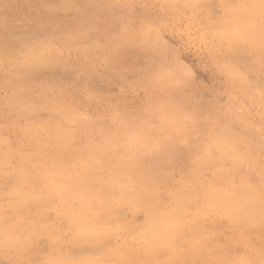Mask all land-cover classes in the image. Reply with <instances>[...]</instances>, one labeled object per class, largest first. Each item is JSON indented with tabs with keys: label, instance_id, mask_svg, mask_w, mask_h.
Here are the masks:
<instances>
[{
	"label": "rangeland",
	"instance_id": "rangeland-1",
	"mask_svg": "<svg viewBox=\"0 0 264 264\" xmlns=\"http://www.w3.org/2000/svg\"><path fill=\"white\" fill-rule=\"evenodd\" d=\"M253 2L203 0L195 5L189 0H0V161L6 164L0 165V264H35L36 261L85 264V261L96 259V264H144L145 261V264H152V260L158 264L161 259V264H201L203 260L202 264L216 260L218 264H236V260L232 262L235 258L237 262L244 258L250 264L249 259L257 260L254 257L257 254L264 260V108L259 97V86L264 77L259 40H253L254 56H243L239 65L250 84L240 81L225 84L210 57V52L221 45L222 50H230V36L221 30L241 12L257 13L253 27L260 29V0ZM231 50L237 49L234 46ZM157 63L177 71L188 69L192 73L191 85L179 91L162 86L146 93L140 86L141 78L146 67ZM229 96L234 107L226 110L225 100ZM197 100L206 110L207 119L183 123L177 102L195 106ZM58 106L72 109L68 116L71 119L62 117ZM162 108L166 112L163 119ZM30 123L38 124L42 135L52 125L60 131L71 130L74 136L69 142L68 153L55 162L51 159L50 163L47 158L57 156V140L53 137L50 144L45 145L24 136V129ZM48 123L50 126L44 129ZM85 128L89 130L85 132ZM138 130L143 132V140L146 136V140L161 144L158 146L161 149L156 147L147 153L142 150L143 155L137 153L141 156L136 154V167H132L133 172L147 175V182L144 181L151 190V204L158 203L157 206L167 208L163 211L174 209L180 215L182 213L176 210L171 196L183 187H193L195 198L189 199L191 205L186 201V211L180 215L185 237L181 236L177 250L165 247L163 242L149 240L144 234L149 213L132 210L119 199L120 193L116 190L111 193L116 202L111 199L107 204L111 210L110 207L105 209L107 205H93V214L98 209L101 212H96L97 216L104 212L101 217L107 231L99 229L92 215L84 225L75 219V222H69L72 219L69 210L79 209L78 200L77 205L75 199L68 200L65 208L55 198L42 200L46 192L45 179L43 175L35 176H41L44 171L53 176L62 175L64 169L78 171L79 162L74 156L78 158L80 150L89 141L107 136L106 132L108 137L117 136L122 140V137L130 136L126 140H136L132 133ZM126 143L122 145L126 146ZM119 149H116L118 157L115 152L114 159L104 161L106 170L107 165H112L115 170H111L119 171L120 167L116 170V166L126 160L123 158V153L128 156L123 152L125 148ZM61 163L65 164L61 166ZM19 165H24L22 169L32 175L30 182L21 189L17 187ZM102 171L105 172L104 168ZM207 187L216 190L213 189L216 199L209 196L210 206L206 203ZM228 187L237 190L240 187L243 193L231 192V197H227ZM153 191L157 192L153 195ZM218 194L224 195L226 201ZM240 198L244 199L243 203ZM223 200L227 205L224 206ZM19 205L27 207L21 211L23 207L19 210ZM223 206L225 210H222ZM33 219L41 220L44 229L35 239L26 225ZM3 226H18L23 237H31L26 241L29 248L22 251L6 242ZM95 228L100 233H95L98 232ZM208 240L210 242L205 243ZM191 242L195 248L191 247ZM149 245L156 248L157 255L149 253L152 249ZM199 246L205 247V251ZM209 250L212 253L207 252ZM248 253L253 254L249 257ZM201 254H206L205 258ZM210 254H213L212 258ZM260 259L258 263L251 261L259 264Z\"/></svg>",
	"mask_w": 264,
	"mask_h": 264
},
{
	"label": "bare ground",
	"instance_id": "bare-ground-1",
	"mask_svg": "<svg viewBox=\"0 0 264 264\" xmlns=\"http://www.w3.org/2000/svg\"><path fill=\"white\" fill-rule=\"evenodd\" d=\"M189 1H191V2H193L195 5L196 4H198L199 2H202L203 0H189ZM258 1V0H257ZM254 2H255V0H254ZM253 2V3H254ZM252 3V4H253ZM255 3H257V2H255ZM193 4V5H194ZM191 7V6H190ZM253 7V6H252ZM256 7V6H255ZM256 15H257V13H255V12H253V13H242L241 12V14L240 15H237L236 16V18L233 20L232 18H231V21L229 22V24L228 25H226L225 26V28L223 29V30H221V32L222 33H224V34H228L229 36H230V38H231V34L233 33V31L237 28V27H239V26H248L249 27V30H248V32L246 33V37H247V39H249V40H259V30L260 29H254V27H253V25H254V19H255V17H256ZM27 52V51H26ZM31 52V51H30ZM36 52V51H35ZM31 54V53H30ZM28 55V52L26 53V57H28L27 56ZM33 56V55H32ZM37 57V56H36ZM32 58V57H31ZM34 58V57H33ZM32 58V59H33ZM31 59V60H32ZM36 60V59H35ZM39 60V59H38ZM27 62V61H26ZM28 62H29V60H28ZM34 62V61H33ZM37 63V62H36ZM56 104V103H55ZM58 109L60 110V114L62 115V117H64V118H68V119H71V118H69L68 116H69V114L71 115L72 114V109H69V108H64V107H60V106H58ZM57 109V110H58ZM164 109V108H163ZM73 113H74V110H73ZM67 119V120H68ZM49 125H46V127L44 128V129H46L48 126H50V123H48ZM41 127V126H40ZM57 126H55V127H53V125H52V127L50 128H47L46 130H44V131H47L46 132V134L45 135H42L41 133H39V131H38V129H40L39 128V125L38 124H34V123H30V124H28L27 125V127L24 129V136H26V137H29V138H33L34 140H36L37 142H44V144L46 145H49L50 144V142H51V140L53 139V137L54 138H56L55 140H57L56 141V144H57V146H58V148H57V150H56V154H57V156H55V157H52L51 158V156H50V158H47L46 156H45V158H47V159H49V161L51 160V159H53L54 158V161L53 162H55L57 159H61V156H64V154H67L66 153V151H68L67 150V148H68V145H69V142L72 140V138H73V136H74V134H73V136H72V134L70 133V132H72L71 130H70V132H67V131H65L64 129H63V131H60V130H57ZM61 129V128H60ZM88 129V128H87ZM86 128H85V132H86V130H87ZM62 130V129H61ZM89 130V129H88ZM128 129L126 128L125 130H124V133H123V136H125L124 134H125V131H127ZM142 130H144V129H142ZM132 131V130H131ZM104 132V131H103ZM91 133V132H90ZM143 132L141 131V132H139V130L137 131V132H134L133 131V133L132 134H134V135H136L135 137H137V139H138V136L139 137H141ZM42 136H41V135ZM106 134H107V136L106 135H104V137H102L101 139H99L98 137V139L99 140H97L96 138H94V140H91V141H89L88 143H87V145H86V147H84V149L81 151L80 150V155H79V157L78 158H75V156H74V159L76 160V159H78V161H76V162H79L78 164H79V170L77 171L76 169L74 170V169H64V171H63V173H60V174H62V175H59V176H53V175H51L50 173H49V171H44L43 172V174H41V176H35V177H42V175L44 176L43 178L45 179V180H43V182L45 181V188H46V192H45V197L44 198H42V200H44L45 198H47V199H49L50 200V198H53L52 200H55V199H57L59 202H60V204H61V206L62 207H66V202L68 201V200H70V199H75V202L78 200V202H79V209L77 210V211H73V210H69V214L71 215V218L72 219H70V221L69 222H72L73 221V219H75L76 221H78L79 222V224H82V225H84L83 223L85 222V221H87V218H88V216H91L92 215V217L94 216L95 217V219H96V221L98 222V224H99V226H100V228H99V226H97L99 229H105L106 230V228L108 229V227L106 226V228H105V226H104V223H105V221H104V219H102V217H104L103 216V213H102V217L100 216V215H98L97 216V213L96 212H98V208L96 207V209H98V210H96L95 211V209H94V211H95V213L93 214V205L95 204H101V205H103V207H104V205L106 206L110 201H111V199H112V195H111V193L113 194L114 192L113 191H118L119 193H120V197H119V199L123 202V203H126L127 205H129L130 207H131V209L132 210H136V209H139V210H144V212L146 211V212H148L149 213V216H148V218H147V222H146V226H145V230H144V234H145V236L149 239V240H155L156 242H163V245H165V247L166 246H169V249H172V250H177L176 249V247L178 246V245H180V243L182 242H180V238H181V236L182 237H185V236H183V234H182V230H183V226H182V224H181V218H180V215H182L183 213H185V211H186V204H187V202L189 201V199H191V198H193L194 196V192H193V187H189L188 186V188H186V187H183V189H181V190H178L177 192H175V193H173L172 194V196H171V198H172V201H173V203H175V205H176V210H180L179 211V213H182V214H178L174 209L172 210V211H163L162 209H164V210H167V208L165 209V208H161L160 206H157V205H159L158 203L156 204L155 203V205H152L151 204V202H150V200H149V198L151 199V201L153 202V200H152V198L150 197V192H151V190L150 189H148V187L146 186V183H145V181L147 182V179H146V177H147V175L146 174H144V172H143V174L146 176V177H144L143 175H141V174H139V172H133V170H132V167L134 166V167H136L135 165H134V162H135V160H134V158H136L137 156H138V154H140L141 152H142V150H144L145 152L146 151H148V152H150V151H152L153 149H155L156 147H158V146H160L161 144H159L156 140L155 141H150V140H146V136H145V140H143V137H141L142 139H139V140H126L127 138L129 139V137H127V135H126V139H125V137H122L123 139H124V141L126 140V142L128 141V143H126V142H123V139L121 140L119 137H117V136H110V137H108V132H106ZM109 134H111V133H109ZM147 134H149V133H147ZM146 134V135H147ZM226 134V133H225ZM102 135H103V133H102ZM102 135H100V136H102ZM224 135V134H223ZM144 136V135H143ZM121 137V136H120ZM155 137V136H154ZM214 137H216V136H214ZM220 137V136H219ZM160 138V137H159ZM158 137H157V139L158 140H163L162 139V137H161V139H159ZM32 139V140H33ZM131 139H133L132 137H131ZM151 139H152V137H151ZM233 138H231V140H232ZM152 140H154V139H152ZM217 140H220V138H218ZM222 140V139H221ZM225 140H227L228 141V139L226 138ZM224 140V142H226ZM216 142V141H215ZM219 142V141H218ZM222 142V141H221ZM220 142V143H221ZM126 143V146L125 145H122V144H125ZM228 143V142H227ZM219 144V143H218ZM40 145V144H39ZM162 145H163V143H162ZM221 145V144H220ZM224 145V144H223ZM226 145H228V144H226ZM42 146V145H41ZM121 146L122 147H124L125 148V150L123 151L122 149H121ZM120 147V149H121V151H123V152H127L126 153V155H128V156H124V153H123V158L125 157L126 158V160H123V161H120L119 162V164H120V166L119 165H117L118 166V168H117V166H116V170L117 169H119V167H120V169H119V171H114L115 169V166H114V168L113 167H111L112 165H107L108 166V168H107V170L105 169V166L103 167V164L105 163L104 161H106L107 159H110V158H112V156H114L116 153L115 152H118V151H116V149L117 148H119ZM162 147V146H161ZM218 147V146H217ZM225 147V146H224ZM160 147H158V149H159ZM221 148H223V146L221 147ZM66 149V150H65ZM120 149H119V151H120ZM161 149V148H160ZM232 149V148H231ZM234 150V149H233ZM224 151V150H223ZM144 152V153H145ZM231 152H235V151H231ZM115 153V154H114ZM122 152H120V154H121ZM138 153V154H137ZM143 153V154H144ZM147 153V152H146ZM230 153V152H229ZM236 153H238V152H236ZM136 154H137V156H136ZM142 154V153H141ZM142 154V155H143ZM70 155V154H69ZM68 155V156H69ZM238 155V154H237ZM37 156V155H36ZM65 156H67V155H65ZM119 156V152H118V155L116 156V157H118ZM120 156H122V155H120ZM141 156V155H140ZM140 156H138V157H140ZM145 156V155H144ZM238 156H240V154L238 155ZM38 157V156H37ZM222 157V156H221ZM224 157H227V156H225L224 155ZM31 158V157H30ZM66 158V157H65ZM121 158V157H120ZM228 158H229V156H228ZM234 158H236V156L234 157ZM62 159H63V157H62ZM112 159H114V158H112ZM140 159V158H139ZM232 159V158H231ZM239 159H241L240 157H238V160ZM118 160H119V158H118ZM117 160V161H118ZM63 161H64V159H63ZM117 161H115V163L117 162ZM241 161V160H240ZM107 162H108V160H107ZM138 162H140L139 160L137 161V163ZM50 163H51V161H50ZM113 163H114V160H113ZM239 163V162H238ZM237 163V164H238ZM5 164V162H2V161H0V165L1 166H5L4 165ZM57 164V163H56ZM65 164V163H64ZM64 164H62L61 163V166L62 165H64ZM109 164H111V163H109ZM49 165V164H48ZM58 166H59V168H60V165L59 164H57ZM0 166V167H1ZM20 166V165H19ZM18 166V167H19ZM22 166V165H21ZM19 167V169H17L16 170V173H17V180H18V186L17 187H19V189H21L20 187H23V185L25 184H28L29 182H30V180L32 179V175L29 173V172H27V171H25L24 169H22V167H24V165L22 166V167ZM52 166H54L53 164H52ZM52 166H50L51 168H52ZM58 166H56V167H58ZM17 167V168H18ZM47 167V166H46ZM56 167H54V168H56ZM66 167V166H65ZM64 167V168H65ZM2 168V167H1ZM0 168V169H1ZM4 168V167H3ZM59 168H57V169H59ZM72 168V167H71ZM102 168H104V173H102L103 171H102ZM111 168H113L114 170H111ZM28 170V169H27ZM44 170H45V168H44ZM136 170V169H135ZM224 170V169H223ZM222 170V171H223ZM15 171V170H14ZM40 172V171H39ZM229 171H227V173H228ZM32 173V172H31ZM40 173H42V171L40 172ZM221 174L223 173L224 174V172H220ZM4 174V173H3ZM37 174V173H36ZM53 174V173H52ZM220 174V175H221ZM225 175V174H224ZM228 175H229V173L227 174V177H228ZM4 176V175H3ZM150 176V175H149ZM230 176V175H229ZM77 177V178H76ZM92 177V180L90 181L89 179ZM219 177H221V176H219ZM224 178H226V177H224ZM222 179H223V177H222ZM40 180H41V178H40ZM145 180V181H144ZM224 180V182L226 181V179H223ZM42 182V181H41ZM152 182H155L154 180L152 181ZM232 182V181H231ZM222 183V182H221ZM240 183V182H239ZM226 185H227V183H225ZM232 184H234V187L236 186L235 185V183L233 182ZM246 184V183H245ZM218 185H221V184H218ZM247 185V184H246ZM41 186H43V185H41ZM201 186L202 185H200L199 187L201 188ZM228 186V185H227ZM233 186V185H232ZM250 186V185H249ZM16 187V188H17ZM28 187H30V184L27 186V188ZM33 187V186H32ZM32 187H31V189H32ZM44 187V186H43ZM205 187V186H204ZM203 187V188H204ZM234 187H228V189L230 190V193L228 194V193H225L226 195H228L227 197H231L230 195L232 194V193H235V194H238V193H243L241 190H239L240 189V187L238 188V190L237 189H235ZM247 186H245V188H246ZM154 188H156L157 190H158V188H157V186H154ZM200 188H199V190H200ZM215 188V187H214ZM214 188H212V191H211V189H209V187H207L206 189V196H207V199H208V201H206V203L209 205V196H214ZM220 188V187H219ZM248 188V187H247ZM246 188V189H247ZM18 189V188H17ZM202 189V188H201ZM214 189V190H213ZM218 189V188H217ZM222 189H224V188H222ZM241 189H242V187H241ZM251 189V188H250ZM252 190V189H251ZM45 191V190H44ZM216 191V190H215ZM218 191V193L219 192H221L220 190H217ZM17 192H18V190H17ZM117 192V193H118ZM157 192V191H156ZM155 192V193H156ZM205 192V191H204ZM232 192V193H231ZM154 193V191H153V195L155 194ZM248 193V195L250 194V192L248 191L247 192ZM222 194H224V193H222ZM222 194H218V195H220L221 197H223L224 195H222ZM27 196H28V194H26ZM44 195V194H43ZM244 195V198L246 197V195L245 194H243ZM243 195H241V196H243ZM248 195H247V198H248ZM23 196V195H22ZM25 196V195H24ZM23 196V197H24ZM196 196V195H195ZM198 196V195H197ZM200 196V195H199ZM201 196H203V195H201ZM206 196H205V198H206ZM237 196V195H236ZM22 197V198H23ZM41 197H43V196H41ZM117 197H118V194H117ZM216 196H214L213 198H215ZM233 197V196H232ZM235 197V196H234ZM233 197V198H234ZM25 198V197H24ZM26 198H28V197H26ZM25 198V199H26ZM55 198V199H54ZM195 198V197H194ZM199 198V197H198ZM213 198H211V200H213ZM253 198V197H252ZM251 198V199H252ZM24 199V200H25ZM40 199V198H39ZM39 199H37V200H39ZM114 199V200H113ZM112 200L114 201V202H116L115 201V197L113 198ZM118 199V200H119ZM216 199V198H215ZM214 199V200H215ZM223 199L225 200V198L223 197ZM234 199H236V197L234 198ZM240 199H242V200H240L241 201V203H243L244 202V199L243 198H240ZM246 199V198H245ZM23 200V201H24ZM48 200V201H49ZM117 200V199H116ZM117 200V201H118ZM195 199H193V201H194ZM201 200H202V197H201ZM200 200V201H201ZM205 200V199H204ZM213 200V202H215ZM223 200V201H224ZM229 199L227 198V201H228ZM237 200V199H236ZM23 201H22V203H23ZM26 201V200H25ZM28 201V200H27ZM187 201V202H186ZM200 201H199V203H200ZM218 201V200H217ZM220 201V200H219ZM226 201V200H225ZM225 201H224V206L225 205H227V204H225ZM243 201V202H242ZM252 201H253V199H252ZM44 202H45V200H44ZM120 202V201H119ZM196 201H194V203H195ZM233 202V201H232ZM231 202V203H232ZM247 202V201H246ZM34 203V202H33ZM37 203H41V201H37ZM35 204V205H38V204ZM43 203V202H42ZM70 203V202H69ZM111 203V202H110ZM198 203V202H197ZM212 203V202H211ZM218 203V202H217ZM227 203V202H226ZM235 203H237V202H235ZM239 203V202H238ZM256 204H257V202H255ZM254 203V204H255ZM28 204V203H27ZM26 203L24 204V205H27ZM112 204H114L113 202H112ZM126 204H124V205H126ZM188 204H190L191 205V202L189 203L188 202ZM196 204V203H195ZM201 204H202V202H201ZM206 204V205H207ZM248 204H249V202H248ZM247 204V205H248ZM23 205V204H22ZM21 205V206H22ZM23 205V206H24ZM76 205H77V202H76ZM100 205V206H101ZM123 205V204H122ZM126 205V206H127ZM171 205H173V204H171ZM174 205V206H175ZM220 205V204H219ZM232 205V204H231ZM251 204H249L248 206H250ZM20 205H19V210H20V207H21ZM22 206V207H23ZM108 206V205H107ZM128 206V207H129ZM197 206H198V204H197ZM200 206V205H199ZM202 206H203V204H202ZM210 206V205H209ZM222 206V205H221ZM223 206V208H222V210L225 208ZM228 206H229V204H228ZM227 206V207H228ZM245 206V205H244ZM243 206V207H244ZM27 206H25V207H23L22 208V210L21 211H24L25 210V208H26ZM74 206H72V209H76V208H73ZM99 207V206H98ZM110 206H108V207H106L105 209H107V208H109ZM205 206H203V208H204ZM229 207H232V206H229ZM233 207H235L236 208V206H234L233 205ZM238 207V206H237ZM251 207H253V206H251ZM255 207V206H254ZM69 208H70V206H69ZM172 208V207H171ZM16 209V208H15ZM24 209V210H23ZM191 209V208H190ZM207 209V208H206ZM217 209V208H216ZM245 209V208H244ZM254 210H255V208H253ZM253 209H252V211H253ZM66 210V209H65ZM110 210H111V207H110ZM199 210H201V209H199ZM208 210V209H207ZM212 210V209H211ZM218 210V209H217ZM221 210V209H220ZM219 210V211H220ZM221 210V211H222ZM225 210V209H224ZM250 210V209H249ZM63 211V210H62ZM191 211H192V209H191ZM230 211V210H229ZM237 211V210H236ZM240 211V210H239ZM238 211V212H239ZM101 211H99L98 212V214L100 213ZM198 212V211H197ZM207 212V211H206ZM237 212V214H239ZM243 212V211H242ZM20 213V212H19ZM186 213H188V212H186ZM207 213H209V212H207ZM231 213V212H230ZM241 213V212H240ZM245 213H248V212H246L245 211ZM21 214H22V212H21ZM202 214V213H201ZM248 214H251V213H248ZM254 214V213H253ZM43 215V214H42ZM105 215V214H104ZM109 215H110V212H109ZM193 215V214H192ZM241 215V214H240ZM242 215H243V213H242ZM185 216H187V218H188V215H186L185 214ZM184 216V218H186ZM207 216V215H206ZM238 216V215H237ZM236 216V217H237ZM35 217V216H34ZM44 217V216H43ZM107 217V216H106ZM196 217V216H195ZM228 217V216H227ZM232 217H234V216H232ZM231 217V218H232ZM236 217H234V218H236ZM256 217V216H255ZM41 218V217H40ZM39 218V219H40ZM68 218V217H67ZM99 218H101V219H99ZM7 218H5V220H6ZM39 219H38V221L36 220L35 221V219H33V220H31L28 224H26L27 225V227H29L30 228V232L32 233V235H31V237H33L34 239H35V237L37 236V234H39L40 232H41V230L43 229V228H41V220H42V218H41V220L39 221ZM114 219V218H113ZM112 219V220H113ZM237 219V218H236ZM1 220V219H0ZM5 220H4V222H5ZM72 220V221H71ZM103 220V221H102ZM109 220H110V217H109ZM184 220V219H183ZM10 221V220H9ZM6 222H7V220H6ZM40 222V223H39ZM73 222H75V221H73ZM72 222V223H73ZM89 222V221H88ZM91 222V221H90ZM184 222H185V220H184ZM196 222V221H195ZM198 222V221H197ZM252 222H253V220H252ZM18 223V222H17ZM20 223V222H19ZM77 223V222H76ZM75 223V224H76ZM182 223H183V221H182ZM188 223V222H187ZM191 223H193V222H191ZM190 223V224H191ZM70 224V223H69ZM96 225H97V223H95ZM108 224H109V221H108ZM187 225V224H186ZM199 225V223L197 224V226ZM73 226H74V224H73ZM76 226V225H75ZM104 226V227H103ZM109 226V225H108ZM194 226V225H193ZM42 227H44L43 225H42ZM79 227V226H78ZM87 226H85V228H86ZM92 227H96V226H92ZM96 227V228H97ZM185 227V226H184ZM192 227V226H191ZM190 227V229H193V228H191ZM196 227V226H195ZM194 227V228H195ZM45 228V227H44ZM80 228V227H79ZM95 228V229H96ZM187 228V227H186ZM198 228V227H197ZM197 228H195V229H197ZM78 229V228H77ZM84 229V228H83ZM98 229V230H99ZM112 230H114L113 228H111ZM110 229V230H111ZM194 229V230H195ZM200 229V228H199ZM44 230V229H43ZM42 230V231H43ZM79 230V229H78ZM82 230V229H81ZM84 230H86V229H84ZM83 230V231H84ZM97 230V229H96ZM97 230V231H98ZM109 230V229H108ZM186 230V229H185ZM107 231V230H106ZM187 231H188V228H187ZM192 231V230H191ZM197 231V230H196ZM3 232L5 233V241L6 242H8L9 244H11L12 246H14V247H16V248H20L22 251H25V248L26 247H28V246H30V245H28V246H26V241H27V239L28 238H31V237H23L22 236V234H21V230H19V227L18 226H3ZM24 232V231H23ZM86 232V231H85ZM104 232V231H103ZM109 232V231H108ZM107 232V234H109ZM112 232H114V231H112ZM111 232V233H112ZM95 233H100V231H98V232H95ZM183 233H185V232H183ZM187 233V232H186ZM206 232H204V233H202L201 234V237H202V235H204ZM101 234H105V233H101ZM188 234V233H187ZM192 234V233H191ZM194 234V233H193ZM185 235V234H184ZM187 236V235H186ZM195 236V235H194ZM193 236V237H194ZM192 237V238H193ZM204 237V236H203ZM210 237H212L211 235H210ZM207 238L206 237V239H211V238ZM142 238V237H141ZM145 239V238H144ZM196 239H200V238H196ZM203 239V238H202ZM182 240H184V239H182ZM190 240V239H189ZM201 240V239H200ZM205 240V239H204ZM153 241H152V244H153ZM196 241V240H195ZM202 241V240H201ZM180 242V243H179ZM199 242V241H198ZM208 242H210L209 240L207 241V242H205V243H207L208 244ZM30 243H32L31 241H30ZM29 243V244H30ZM148 243V242H147ZM197 243V242H196ZM149 244V243H148ZM155 244V243H154ZM162 244V243H161ZM160 244V245H161ZM184 245V244H183ZM182 245V246H183ZM186 245V244H185ZM191 245H193V243L191 242ZM204 245V244H203ZM206 245V244H205ZM204 245V246H205ZM151 248H152V246L151 245H149ZM159 245H157V247H158ZM188 246V245H187ZM208 246V248L210 247V245H207ZM156 247V246H155ZM160 247V246H159ZM191 247H193V248H195V246L193 245V246H191ZM191 247H189V248H191ZM200 247V246H199ZM29 248V247H28ZM148 248V247H147ZM161 248H163V247H161ZM197 248H198V246H197ZM203 248H205V247H200V250H203V251H205ZM207 248V249H208ZM8 249H9V247H8ZM27 249V248H26ZM150 249V248H149ZM209 249H211V248H209ZM150 251V252H149ZM148 252L149 253H155V255H157L156 254V248H152V249H150ZM171 251V250H170ZM259 251H261V250H259ZM181 252H182V250H181ZM194 252V251H193ZM193 252H190L191 254L193 253ZM207 252H209V253H212V250L210 251H207ZM251 252V251H250ZM253 253H255V254H257L258 252H254V251H252ZM175 253H177V252H175ZM180 253V252H179ZM197 253V252H196ZM253 253H248V254H250V256L249 257H251L252 256V254ZM197 254H200V253H197ZM146 255V254H145ZM154 255V254H153ZM176 255V254H175ZM193 256L195 255L194 253L192 254ZM202 255V254H201ZM213 254H210V256H211V258L213 257L212 256ZM258 255V254H257ZM257 255H255L254 257H256L257 258V260L258 259H260ZM264 255V254H263ZM150 256V255H149ZM159 256V255H158ZM157 256V257H158ZM203 256V255H202ZM204 256H206V254L204 255ZM203 256V258H205ZM259 256H262V254L260 253V255ZM153 258H155L154 256H152ZM227 257H228V254H227ZM151 258V257H150ZM195 258H196V255H195ZM211 258L209 257V260L211 261ZM221 258V257H220ZM242 258V257H241ZM245 258H246V256H245ZM89 259H90V257H89ZM123 259V261L121 262V263H123L124 262V258H122ZM135 259V258H134ZM147 259H149V257L147 258ZM156 259H159V257L158 258H156ZM155 259V260H156ZM208 259V258H207ZM207 259H205V260H207ZM214 259H215V257H214ZM226 259H228V258H226ZM239 259H240V257H239ZM262 259V258H261ZM259 260V264H261L260 263V261H262V260ZM264 259V258H263ZM72 260V259H71ZM87 260V259H86ZM97 260V259H96ZM96 260H88V261H85V264H96L97 263V261ZM126 260V259H125ZM150 260V259H149ZM222 260V259H221ZM235 260H236V262H235ZM251 260H255V259H252V257H251ZM250 259H249V262H250V264H253V262L251 261ZM257 260H255V262H257ZM127 261V260H126ZM135 261H136V259H135ZM204 261V260H203ZM203 261H202V263H203ZM218 261H219V263H220V260L218 259ZM230 261H232V259L230 258ZM75 262V261H74ZM151 262V261H150ZM156 262V261H155ZM161 262H163L162 261V259L160 260V262H157L158 264H161ZM167 262V261H166ZM169 262H171V261H169ZM206 262H208V260L206 261ZM232 262H235L236 264H239V262H247V260H245L244 258L243 259H240L238 262H237V259L235 258L234 259V261H232ZM77 263V262H76ZM101 263V262H100ZM145 263H147L146 261H145ZM144 263V264H145ZM149 263V262H148ZM172 263V262H171ZM201 263V264H202ZM209 263V262H208ZM258 263V262H257ZM72 264H74L73 263V261H72ZM125 264H127V263H125ZM133 264H137L136 262H134ZM152 264H156V263H154L153 262V260H152ZM173 264V263H172ZM210 264H218V262H217V260H216V262H213V261H211L210 262ZM223 264V263H222ZM228 264V263H227Z\"/></svg>",
	"mask_w": 264,
	"mask_h": 264
},
{
	"label": "snow or ice",
	"instance_id": "snow-or-ice-1",
	"mask_svg": "<svg viewBox=\"0 0 264 264\" xmlns=\"http://www.w3.org/2000/svg\"><path fill=\"white\" fill-rule=\"evenodd\" d=\"M259 7L261 9L259 57L262 77H264V0H260ZM248 30V26H239L233 31L228 42V48L230 50H222L223 45H221L220 48H216L210 52V57L215 65L216 71L223 78L225 84H231L235 81L251 83L248 80L247 74L241 72L239 67L243 56H249L250 58L254 56L253 49L255 48V42L247 39L246 33ZM234 46L237 50H231ZM191 77L192 73L186 68H181L177 71L169 65L157 63L155 66L145 68L140 86L146 93L162 86L179 91L191 85ZM259 97L262 108H264V78L260 82ZM177 104L182 111L183 123L191 124L207 119L206 110L200 106L199 100H197L195 106H186L184 101H178ZM225 106L226 110L234 107L231 96L225 100ZM165 116L166 112L162 108L161 118L163 119ZM35 264H43V262L36 261ZM239 264H247V262H239ZM261 264H264V260L261 261Z\"/></svg>",
	"mask_w": 264,
	"mask_h": 264
}]
</instances>
